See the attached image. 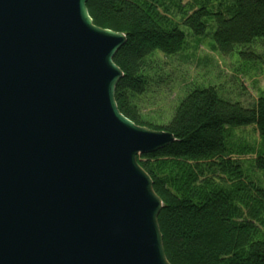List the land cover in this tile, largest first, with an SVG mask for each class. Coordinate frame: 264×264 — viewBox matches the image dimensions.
<instances>
[{
	"label": "water",
	"instance_id": "95a60500",
	"mask_svg": "<svg viewBox=\"0 0 264 264\" xmlns=\"http://www.w3.org/2000/svg\"><path fill=\"white\" fill-rule=\"evenodd\" d=\"M87 0H0V264H170L137 157L175 142L120 113L123 33Z\"/></svg>",
	"mask_w": 264,
	"mask_h": 264
},
{
	"label": "trees",
	"instance_id": "16d2710c",
	"mask_svg": "<svg viewBox=\"0 0 264 264\" xmlns=\"http://www.w3.org/2000/svg\"><path fill=\"white\" fill-rule=\"evenodd\" d=\"M183 1L87 0L86 7L95 26L126 36L113 58L123 73L115 90L120 113L137 126L175 138L164 149L137 157L162 202L158 224L168 262L264 264V188L246 175L244 180L243 162L234 157L252 156L251 168L264 174V93L246 108L220 98L214 87L193 89L162 128L144 124L134 103L147 91L152 57L184 49L180 27L202 37L210 21L222 56L264 40V0ZM250 126L258 144L227 142L230 130Z\"/></svg>",
	"mask_w": 264,
	"mask_h": 264
},
{
	"label": "rangeland",
	"instance_id": "374dc122",
	"mask_svg": "<svg viewBox=\"0 0 264 264\" xmlns=\"http://www.w3.org/2000/svg\"><path fill=\"white\" fill-rule=\"evenodd\" d=\"M186 2L183 1L182 5ZM175 21L179 22L180 16H176ZM207 24L209 29L202 37H195L188 29L180 27L186 35L182 52L171 57L156 54L149 61L147 91L134 99L144 124L152 128L165 127L181 100L196 88L214 87L220 98L246 108L252 107L258 96L264 93V40L236 49L232 55L222 56L212 40L213 24L210 21ZM230 131L227 142L232 145L240 147L259 143L253 126ZM234 157L243 162L244 180L246 175L255 185L264 188V174L250 166L253 157Z\"/></svg>",
	"mask_w": 264,
	"mask_h": 264
}]
</instances>
